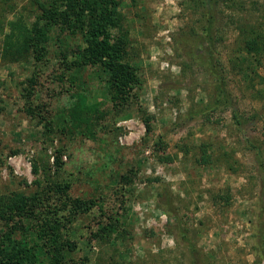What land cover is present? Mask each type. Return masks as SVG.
I'll list each match as a JSON object with an SVG mask.
<instances>
[{
  "label": "rangeland",
  "instance_id": "374dc122",
  "mask_svg": "<svg viewBox=\"0 0 264 264\" xmlns=\"http://www.w3.org/2000/svg\"><path fill=\"white\" fill-rule=\"evenodd\" d=\"M118 1L141 82L132 106L113 112L106 127L123 172H136L132 184L112 182L99 145L31 116L23 88L35 63L10 55L6 36L19 16L31 26L36 9L32 0H0V194L32 193L47 171L70 184L72 197L97 199L57 224L78 264H264V58H244L246 76L236 65L246 57L239 27L264 23V0ZM207 11L213 44L205 41ZM109 217L125 233L118 239L100 237Z\"/></svg>",
  "mask_w": 264,
  "mask_h": 264
},
{
  "label": "trees",
  "instance_id": "16d2710c",
  "mask_svg": "<svg viewBox=\"0 0 264 264\" xmlns=\"http://www.w3.org/2000/svg\"><path fill=\"white\" fill-rule=\"evenodd\" d=\"M32 4L35 22L30 26L19 16L7 23L10 32L6 36L10 55H26L35 63V71L23 88L28 111L41 124L45 122L48 131L55 126L65 135H80L99 145L112 182L123 188L131 185L136 172H123L125 157L117 148H110L108 135L114 130L106 127V118L113 112L132 106L134 90L141 82L138 68L129 62L120 2L32 0ZM204 15L205 41L213 44L215 16L211 11ZM238 36L239 53L246 57L236 56V65L246 76L251 67L243 65L247 63L244 58H257L260 64L264 58V23L242 25ZM49 68L52 75L48 89L44 88L47 78L43 79V71ZM252 69L256 74L257 66ZM259 78L264 86V77ZM42 95L48 100L36 102ZM141 119L150 131V116ZM54 164L57 170L61 168V152L54 156ZM34 174H38L36 164ZM44 174L43 182L35 181L37 189L32 193L0 194V264H78L72 257L75 245L64 238L57 224L63 219L72 222L98 200L74 198L69 194L70 184L51 181L49 173ZM109 220L98 229L102 239H118L125 234L118 218ZM56 247L64 253L57 252ZM195 260L192 258V264Z\"/></svg>",
  "mask_w": 264,
  "mask_h": 264
}]
</instances>
